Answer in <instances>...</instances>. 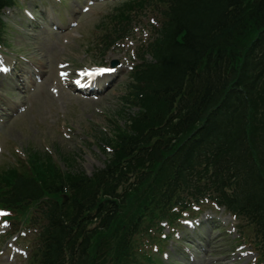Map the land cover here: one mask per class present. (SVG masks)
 Masks as SVG:
<instances>
[{
  "label": "trees",
  "instance_id": "trees-1",
  "mask_svg": "<svg viewBox=\"0 0 264 264\" xmlns=\"http://www.w3.org/2000/svg\"><path fill=\"white\" fill-rule=\"evenodd\" d=\"M132 4L140 15H156L160 25L152 45L154 63L141 69V85L131 92L132 103L139 99L146 112L141 127L133 130L135 136H123L120 148L134 151L131 141L142 132L146 136L155 133L161 125L167 128L166 136L196 141L193 147L208 155L211 190L221 196L232 190L264 228V0H135ZM252 121L261 124L254 134L248 128ZM250 152H257L258 162ZM155 155L150 150L139 157L155 161ZM181 161L184 164L178 171L163 176L171 190L179 189L171 180L179 179L190 167V161ZM45 167L55 175L49 161ZM28 173L5 175L1 192L11 191L12 200L20 202L39 199L55 189L51 176H42L33 166ZM233 177L240 180L239 187L229 186L237 183ZM102 181L79 182L85 189L83 202L73 204L69 226L57 227L61 234L54 244L59 264L72 224L96 206ZM122 203L123 198L106 201L102 213L109 227L115 225ZM55 214L60 219L57 210ZM71 246H77L79 253L73 264H87L88 240L78 243L74 238Z\"/></svg>",
  "mask_w": 264,
  "mask_h": 264
},
{
  "label": "rangeland",
  "instance_id": "rangeland-1",
  "mask_svg": "<svg viewBox=\"0 0 264 264\" xmlns=\"http://www.w3.org/2000/svg\"><path fill=\"white\" fill-rule=\"evenodd\" d=\"M74 3L78 1L65 0V7L67 4L69 6L67 14L76 12ZM77 6L81 8L84 4L79 3ZM100 12L106 14L108 9L103 7V10H95L92 17H81L78 27L74 30L57 32L51 36L41 34L36 40L37 44L33 43L31 53L36 57L38 54L43 64L48 63L45 68L49 69L53 88L58 92L52 95L44 92L38 98V103L29 110L28 116L8 126L3 134L4 141L14 142L21 152L31 147L41 149L44 145L52 152L57 151L65 156L74 155V170L87 173L102 167L104 163L105 157L98 152L96 143L94 146L93 142L108 131L109 116L120 113V102L114 99L119 95V90L117 87L113 88L103 100L81 99L56 83L55 71L57 64L63 62L76 61L75 65H87L89 61L86 58V45L89 43L93 27L98 22L96 18ZM77 20L76 17L74 21ZM79 34H83V37ZM14 41L16 44V41L21 39L17 37ZM123 50L127 52L128 49L124 47ZM122 55L117 52L115 56L108 57L107 62L117 60ZM7 152L5 149L0 154V164ZM9 161L10 159L6 163Z\"/></svg>",
  "mask_w": 264,
  "mask_h": 264
},
{
  "label": "snow or ice",
  "instance_id": "snow-or-ice-1",
  "mask_svg": "<svg viewBox=\"0 0 264 264\" xmlns=\"http://www.w3.org/2000/svg\"><path fill=\"white\" fill-rule=\"evenodd\" d=\"M0 71H8L6 67L2 65V62H0ZM114 71V69L107 68V69H97L94 72L88 73V75H102L106 72ZM0 215H7L6 212H0Z\"/></svg>",
  "mask_w": 264,
  "mask_h": 264
}]
</instances>
